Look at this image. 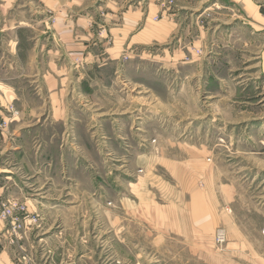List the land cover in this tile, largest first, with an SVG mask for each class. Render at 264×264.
Listing matches in <instances>:
<instances>
[{
	"label": "rangeland",
	"instance_id": "obj_1",
	"mask_svg": "<svg viewBox=\"0 0 264 264\" xmlns=\"http://www.w3.org/2000/svg\"><path fill=\"white\" fill-rule=\"evenodd\" d=\"M69 1L0 0V264H264V0Z\"/></svg>",
	"mask_w": 264,
	"mask_h": 264
},
{
	"label": "crops",
	"instance_id": "obj_2",
	"mask_svg": "<svg viewBox=\"0 0 264 264\" xmlns=\"http://www.w3.org/2000/svg\"><path fill=\"white\" fill-rule=\"evenodd\" d=\"M83 4L87 5L88 3L86 0H70L69 2L65 4L67 12H65L64 14L68 15L70 19H74V17L77 16L81 12V10L76 9V6H82ZM134 16H135L134 13H132V11L129 9L121 19H124V20L130 19V18H133ZM112 18L113 20H119L120 14L115 13L114 16L112 15ZM124 28L127 29V28H130V26L121 25L120 27L117 24H113V27L109 28L108 33L112 36L113 40L115 41L114 35L117 34L118 36L119 34H124L125 32L123 31ZM40 81H41V78L39 77L36 82H40ZM39 109H42V108L40 107ZM49 110L50 111L52 110L54 112L53 113L54 118L55 116L57 117V112H56L55 107L50 106ZM52 111L49 112V114L47 115V120L49 119V115L52 114ZM40 116L41 117L44 116V113L40 114ZM193 195L191 196V202H190V205L188 206V212H190L192 216L193 225L196 227H200V228L203 227V229L207 231V233H209L212 230H215L216 227L218 226L216 225L217 221L220 220L221 217H223V215H225L226 211H224V209H222L221 207H211V205L208 202L209 201L208 197L211 198L210 193L209 194L205 193L203 189L197 191L195 195L194 196Z\"/></svg>",
	"mask_w": 264,
	"mask_h": 264
},
{
	"label": "built area",
	"instance_id": "obj_3",
	"mask_svg": "<svg viewBox=\"0 0 264 264\" xmlns=\"http://www.w3.org/2000/svg\"><path fill=\"white\" fill-rule=\"evenodd\" d=\"M214 242L219 248H224L227 243V231L224 228H218L215 231Z\"/></svg>",
	"mask_w": 264,
	"mask_h": 264
},
{
	"label": "bare ground",
	"instance_id": "obj_4",
	"mask_svg": "<svg viewBox=\"0 0 264 264\" xmlns=\"http://www.w3.org/2000/svg\"><path fill=\"white\" fill-rule=\"evenodd\" d=\"M216 8H217V6H216Z\"/></svg>",
	"mask_w": 264,
	"mask_h": 264
}]
</instances>
